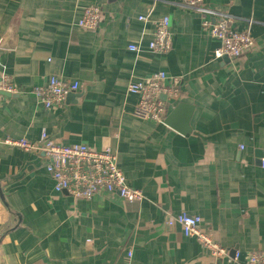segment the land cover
Masks as SVG:
<instances>
[{
    "label": "crops",
    "instance_id": "crops-1",
    "mask_svg": "<svg viewBox=\"0 0 264 264\" xmlns=\"http://www.w3.org/2000/svg\"><path fill=\"white\" fill-rule=\"evenodd\" d=\"M181 2L0 0V77L17 89L0 92V264H243L264 251V0L205 1L249 30L254 46L236 58H214L218 41ZM91 4L101 20L87 30L77 23ZM163 16L172 47L158 54L147 45ZM157 71L180 78L165 117L179 103L191 107L184 134L132 115L138 96L127 85ZM51 76L80 87L45 109L32 89ZM42 131L116 151L127 184L144 198L55 192L42 153L4 142H38ZM182 211L199 216L226 252L213 256L167 226Z\"/></svg>",
    "mask_w": 264,
    "mask_h": 264
},
{
    "label": "built area",
    "instance_id": "built-area-1",
    "mask_svg": "<svg viewBox=\"0 0 264 264\" xmlns=\"http://www.w3.org/2000/svg\"><path fill=\"white\" fill-rule=\"evenodd\" d=\"M205 1L182 0L181 6L199 13L201 29L210 38L218 41L219 44L213 52L214 58H236L251 50L254 40L249 30H236L233 26L236 18L232 14L209 8ZM138 18L143 20L146 17ZM100 20V6L91 4L83 8L77 24L81 28L94 30ZM147 46L150 51L158 54H165L171 50L172 33L168 16H163L156 22ZM128 48L135 51L138 46L130 44ZM179 82L180 78L170 77L165 71H157L129 82L127 91L138 96L132 115L142 120L163 122L166 115V99L180 97ZM79 87L77 81L68 82L51 76L44 85L33 88L32 93L45 109H50L62 105L65 97L70 92L77 91ZM16 91L11 79L7 75H2L0 92L13 94ZM4 142L25 151L42 153L44 167L53 181L54 191L66 192L75 200H89L99 192L115 193L128 202H139L144 198L141 190L127 184L126 177L118 166L117 152L109 147L99 150L83 143L62 144L51 140L45 131L41 132L38 142H31L25 138L6 139ZM259 161L264 169V157ZM200 221L199 216L182 211L175 216H169L166 224L169 227L178 225L184 236L195 238L201 247L213 256H221L226 249L199 227ZM131 256L132 252L128 251L129 260ZM237 258L236 253L234 259ZM243 264H264V251L249 252Z\"/></svg>",
    "mask_w": 264,
    "mask_h": 264
},
{
    "label": "water",
    "instance_id": "water-1",
    "mask_svg": "<svg viewBox=\"0 0 264 264\" xmlns=\"http://www.w3.org/2000/svg\"><path fill=\"white\" fill-rule=\"evenodd\" d=\"M190 110L191 107H189L187 104L179 103L168 113L163 122L176 129L178 132L184 134L189 131L188 117ZM0 197L2 200H4L1 188Z\"/></svg>",
    "mask_w": 264,
    "mask_h": 264
}]
</instances>
